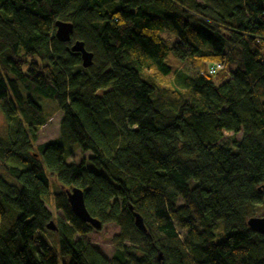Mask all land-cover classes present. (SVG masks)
<instances>
[{"label":"trees","instance_id":"16d2710c","mask_svg":"<svg viewBox=\"0 0 264 264\" xmlns=\"http://www.w3.org/2000/svg\"><path fill=\"white\" fill-rule=\"evenodd\" d=\"M168 54L180 86L163 82ZM37 95L62 115L58 137L35 145L54 113ZM0 111V264H264V232L246 223L264 206V0H0ZM73 146L91 155L68 163ZM71 186L119 226L112 257L74 237L93 228Z\"/></svg>","mask_w":264,"mask_h":264},{"label":"rangeland","instance_id":"374dc122","mask_svg":"<svg viewBox=\"0 0 264 264\" xmlns=\"http://www.w3.org/2000/svg\"><path fill=\"white\" fill-rule=\"evenodd\" d=\"M165 61L168 63V65L170 66V71L171 73L164 78L163 82L170 86V87H174V86H180V82H179V77H178V72L179 71V61L172 56V54H168L165 57ZM181 73V72H180ZM36 99L40 98V102L41 104L46 107L49 108L51 111H54L53 114H51L50 117H48L47 122L44 123L42 126L39 127V129L37 130V137L34 141V144L37 145V143H42L45 141H48V139H54L58 137V125H59V118L62 115L60 110L55 111L53 104L48 100V99H44L43 97H41L40 95L35 96ZM39 100V99H38ZM6 123L4 122V118H3V114L0 111V136L5 137L6 135ZM223 139L225 141H229V138L231 136L232 133H228V132H224L223 133ZM236 138L240 137V134L235 135ZM74 147V146H73ZM91 155V153L89 151H79L78 148H73V152L70 154V156L67 157L66 162L70 163V162H75V163H79L81 161L82 158H87ZM47 173V171H46ZM48 174V178H49V193L46 199V206L48 208V210L51 213L52 216V220L54 223L62 220V218L64 217L61 213V211L56 210L54 208V206L52 205V190L55 186L54 182H53V178L51 176V174ZM264 215V206H258L255 215L253 216H262ZM102 226L100 228H93L90 232L84 234L83 236H79V235H75V238H81L82 240L86 241L88 244H90L91 246H93L95 249L97 248L98 251L104 256V257H112V254L115 251V246L113 245V237L116 236V234L119 232V226L117 224H113L110 222H105L103 224H101ZM220 224H218L214 230H215V240L218 241L221 239V237L223 236L222 234V230H220ZM38 238H41L40 240H45L49 243V245L52 248H56L57 249V235L54 231H44L41 234L38 235ZM127 244V243H125ZM59 264H61L64 261H67L69 258L67 256H59Z\"/></svg>","mask_w":264,"mask_h":264},{"label":"water","instance_id":"95a60500","mask_svg":"<svg viewBox=\"0 0 264 264\" xmlns=\"http://www.w3.org/2000/svg\"><path fill=\"white\" fill-rule=\"evenodd\" d=\"M54 23H55L54 34L56 38L61 42L69 41L72 34V23L60 19L55 20ZM70 49L74 52L77 51L80 54L81 65H83L84 67H88L89 65H91L93 54L91 53V51L85 49L84 43H82L81 40L76 39L72 41ZM63 190H64V194H66L67 202L68 205H70V209L72 213L77 215L81 221L91 225L92 228L94 229L95 228L98 229L102 226L98 218H96L95 216L94 217L91 216L87 212V209L83 202V193L79 188L75 186H71V187H66ZM134 223L140 229H144V224L142 223L141 216L139 215L138 212L134 214ZM246 223L248 227L253 231L255 232L257 231L260 233L264 232V215L250 216L248 217ZM44 227H46L49 230L56 229L55 223L53 222L52 219L49 220Z\"/></svg>","mask_w":264,"mask_h":264},{"label":"built area","instance_id":"2783aa9c","mask_svg":"<svg viewBox=\"0 0 264 264\" xmlns=\"http://www.w3.org/2000/svg\"><path fill=\"white\" fill-rule=\"evenodd\" d=\"M225 67V61L216 60L215 62H212L208 66V70L210 74H215L220 69H223Z\"/></svg>","mask_w":264,"mask_h":264},{"label":"bare ground","instance_id":"6f19581e","mask_svg":"<svg viewBox=\"0 0 264 264\" xmlns=\"http://www.w3.org/2000/svg\"><path fill=\"white\" fill-rule=\"evenodd\" d=\"M59 19V18H58ZM4 163V162H3ZM7 163V162H6ZM8 164V163H7ZM22 167V166H21Z\"/></svg>","mask_w":264,"mask_h":264}]
</instances>
